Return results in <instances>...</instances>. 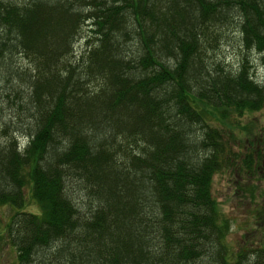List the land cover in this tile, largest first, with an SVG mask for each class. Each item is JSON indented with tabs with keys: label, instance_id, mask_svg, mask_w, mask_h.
Returning a JSON list of instances; mask_svg holds the SVG:
<instances>
[{
	"label": "trees",
	"instance_id": "1",
	"mask_svg": "<svg viewBox=\"0 0 264 264\" xmlns=\"http://www.w3.org/2000/svg\"><path fill=\"white\" fill-rule=\"evenodd\" d=\"M231 31L230 70L213 50ZM5 51L31 64L6 70L28 85L24 144L12 124L0 130L16 264H264V242L225 245L209 183L236 155L206 118L264 108L263 0H0Z\"/></svg>",
	"mask_w": 264,
	"mask_h": 264
},
{
	"label": "rangeland",
	"instance_id": "2",
	"mask_svg": "<svg viewBox=\"0 0 264 264\" xmlns=\"http://www.w3.org/2000/svg\"><path fill=\"white\" fill-rule=\"evenodd\" d=\"M233 16L230 18L233 19ZM88 23L80 25L79 33L75 36L76 40L72 46L74 57L84 48ZM237 37L236 31H231L228 40L221 41L218 48L213 50L219 60L223 61L230 70L239 63L240 49ZM260 57L254 50L246 53L251 81L260 80L262 77ZM0 63V130L7 123L12 124L11 129L15 139L24 144L22 136L26 134L25 124L29 118L27 112H23V108L18 107L17 104L20 102L23 105L22 101L27 93L28 85L20 76L9 78L6 73L8 66L14 71L21 72L29 69L31 64L17 51L11 56L8 51H5L0 58ZM95 84L90 82L89 86L93 87ZM17 94L19 96L15 99V104L8 102V100L14 102L13 96ZM20 96L21 99H19ZM206 113L208 122L222 131V136L230 144L231 152L236 155L233 165L215 171L209 183L210 195L215 199L216 206L223 216L229 219L228 231L224 235L225 245L236 250L247 249L253 245L258 246L264 242V108L251 113L245 111L241 116L228 113L223 119H216L215 114ZM2 141L4 139L0 137V142ZM246 155L252 157L249 166L241 162ZM27 191L24 188L23 193L26 199L24 209L35 210L36 206L33 205V200ZM12 211L9 206L0 205V264H16L15 249L8 245L6 237L2 235L3 224Z\"/></svg>",
	"mask_w": 264,
	"mask_h": 264
}]
</instances>
